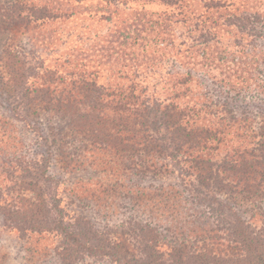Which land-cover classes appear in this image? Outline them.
<instances>
[{"label": "rangeland", "instance_id": "rangeland-1", "mask_svg": "<svg viewBox=\"0 0 264 264\" xmlns=\"http://www.w3.org/2000/svg\"><path fill=\"white\" fill-rule=\"evenodd\" d=\"M10 3L13 0H0L2 5ZM24 3V14L26 7L34 8L25 16L27 21L0 30V73L3 67L5 73L12 71L10 81L17 83L14 89L7 85L9 78H0V264H116L92 252L100 244L106 246L108 239H120L124 246L114 254L120 264L143 262L142 252L148 253L144 248L153 237L141 233L144 225L156 229L163 242L159 253H167L173 241L186 237L188 226L210 222L211 216L201 213L207 202L203 198L199 205L184 202L187 191L175 168L157 177L135 174L142 151L122 155L99 151L90 146L95 133H71L64 116L35 106L32 96L42 85H50L57 97L82 74L110 90L137 86L140 108L157 103L198 110L202 99H209V110L219 107L247 118L242 126L258 132L264 117V0ZM205 114L204 110L200 118H207ZM162 135L163 131L154 136L158 150L165 146L158 140ZM231 141L209 153L214 163L222 162L232 148L246 144ZM61 142L69 145L63 157L57 154ZM178 157V162L184 160L182 154ZM166 162L170 170L171 163ZM43 167L51 178L46 185L37 181ZM136 187L143 190L135 192ZM161 187L170 196L160 193ZM39 189L45 203L41 213ZM237 202L235 211L248 230L264 240V186L249 190ZM54 207L72 230L91 236L75 244L56 232L28 226L27 222L42 219L48 209L52 213L45 219H53ZM227 234L219 232L223 239H218L230 240L227 255L244 256ZM204 235L197 237L196 247L200 250L205 244L211 250Z\"/></svg>", "mask_w": 264, "mask_h": 264}, {"label": "trees", "instance_id": "trees-1", "mask_svg": "<svg viewBox=\"0 0 264 264\" xmlns=\"http://www.w3.org/2000/svg\"><path fill=\"white\" fill-rule=\"evenodd\" d=\"M24 1L13 0V3L7 5L0 4V30L18 27L19 22L27 21L25 16L33 12L34 8L26 7L28 10L24 14ZM261 59H263L261 68L264 70L262 51ZM12 74V71L5 73L3 67L0 78H9L8 87L15 89L16 81H10ZM12 82H14L13 86H11ZM48 86L44 88L45 85H42L41 89L36 90L37 93L32 96L31 101L35 106H41L46 111L55 110L59 115L64 116L63 118L67 119V129L69 128L71 133L85 136L84 133L91 130V135L95 133V141H93L95 146L92 142L90 146L99 148V151L116 152V154L119 153L118 155L127 151L132 154L142 151L143 155L137 159L135 174L148 173L157 177L162 172L173 173L172 170L175 168L178 172L177 177L187 191L184 202L199 205L202 203V198L207 202L201 213L207 212V215L211 216L210 222L202 224V227L188 226L184 231L186 237L178 242L173 241L168 246L167 253H159V246L163 242L160 243L158 240L160 235L156 229L144 225L141 233L153 236L149 238L151 245L144 248V251L148 253L142 252L143 262L133 264H264V240L250 232L246 221H243L235 211V208H238L237 201H241L242 195L249 190H256L261 185L264 186V117L258 127L259 131L255 132L248 125L242 126L245 120L248 121L247 118L240 119L239 116L225 109L218 110L219 107H216L217 110L211 108L209 110V105L212 104L208 102L209 99H202L198 110L188 107L177 109L173 105L161 106L157 103L140 108L143 104H139L141 101L140 95L136 94L137 86L131 85L122 91L110 90V88L98 86L89 78H84L82 74L74 77L57 97L54 96L56 90L51 92L50 85ZM261 97H264V72L262 71ZM204 110L207 118H200ZM161 131L164 135L158 140L163 141L165 146L158 150L154 145L157 142L154 136L161 135ZM231 140H236V143L237 140H243L246 144L232 148L222 162L214 163L209 153L216 151L219 146H229L232 143ZM66 144L59 143L57 154L61 157L65 156L66 151L69 150V145ZM152 144L153 147L150 148ZM170 144L172 145L169 146ZM165 153L167 158L161 159ZM179 154L184 156L183 161L178 162ZM166 160L171 163L170 170ZM44 169L45 167L37 173V181L46 185L51 178L44 174ZM168 187L170 186H164L167 189ZM161 188L160 193L170 196V194L166 195L167 190ZM31 189L32 187L29 190ZM142 190L143 187H136L135 192ZM198 195L203 196L200 199ZM36 196L40 205L43 206L42 211L39 210L41 213L45 210L42 190L39 189ZM57 209V207L53 209L55 213L53 219H45L47 213L49 216L52 213L48 209L42 219L27 222L28 226L30 227L29 224H31L39 231L56 232L75 244L81 243L83 236L85 238L91 236L90 232L84 235L72 230L68 224L64 223ZM27 211L33 217L32 209L29 208ZM14 214L21 215V213ZM219 232H226L227 236H233L232 242L236 244L235 246H239L240 250H244V256L233 258L227 255L231 249L230 240L224 238V242L218 241L223 239ZM201 234H207L206 239L212 244L211 250L205 244L200 250L196 247L197 237ZM188 237L194 238L190 241ZM79 240L81 242H78ZM107 241L105 246L100 244V240V245L92 251L93 254L100 253L102 256L111 258L116 264H120L122 261L114 254L116 250L124 249L121 240L117 239L115 242L108 239Z\"/></svg>", "mask_w": 264, "mask_h": 264}]
</instances>
